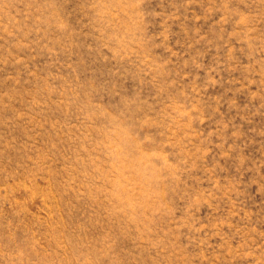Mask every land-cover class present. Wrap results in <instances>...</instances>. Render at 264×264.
Masks as SVG:
<instances>
[{
    "label": "rangeland",
    "instance_id": "obj_1",
    "mask_svg": "<svg viewBox=\"0 0 264 264\" xmlns=\"http://www.w3.org/2000/svg\"><path fill=\"white\" fill-rule=\"evenodd\" d=\"M0 264H264V0H0Z\"/></svg>",
    "mask_w": 264,
    "mask_h": 264
}]
</instances>
